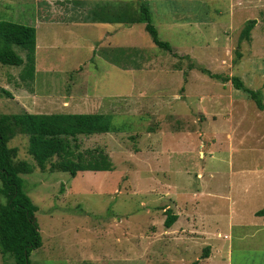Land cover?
Instances as JSON below:
<instances>
[{
    "label": "rangeland",
    "instance_id": "374dc122",
    "mask_svg": "<svg viewBox=\"0 0 264 264\" xmlns=\"http://www.w3.org/2000/svg\"><path fill=\"white\" fill-rule=\"evenodd\" d=\"M148 2L172 52L146 31L111 38L101 52V40H83L78 26L52 33L41 22L50 0H0V20L36 30L32 79L21 76L24 64H0V113L97 112L120 129L77 136L78 150H102L112 169L75 176L50 171L49 162L40 170L27 135L8 142L16 161L34 166L20 175L42 239L30 264H264V228L238 227L245 237L226 238L231 210L248 220L261 203L248 200L242 179L260 177L250 192L261 187L264 195V110L230 81L200 71L237 75L264 101V0ZM123 4L135 18L133 3ZM69 13L82 16L76 5ZM249 19L250 39L240 40ZM167 208L177 215L169 228Z\"/></svg>",
    "mask_w": 264,
    "mask_h": 264
},
{
    "label": "trees",
    "instance_id": "16d2710c",
    "mask_svg": "<svg viewBox=\"0 0 264 264\" xmlns=\"http://www.w3.org/2000/svg\"><path fill=\"white\" fill-rule=\"evenodd\" d=\"M136 17L131 22L144 23L145 31L158 47L172 52L167 41L160 40L152 23V13L148 0H136ZM107 13V12H106ZM124 18L128 16L122 8ZM128 21V20H127ZM256 23L249 19L240 31V40H249L250 32ZM25 51V59L13 48ZM36 30L31 25L0 20V64L23 65L21 76L32 79L35 70ZM240 57V52H236ZM174 55H176L174 53ZM202 73L212 78L230 81L233 88L242 91L252 100L259 110H264V101L259 90L244 85L237 75L221 76L200 68ZM112 125L110 116L103 113H0V254L1 264H8L7 256L13 259L11 264H30L31 252L42 245L39 226L35 217L37 206L23 190L20 177L33 171L34 166L26 160L16 161L15 147L8 142L16 134L28 137L27 152L40 170H45L49 162L50 171H64L75 176L80 171H107L112 169L109 157L100 149L78 150L77 136L98 133L118 132ZM56 160L52 161V158ZM163 225L166 228L176 221L177 215L166 209ZM256 215L264 217V208ZM209 246H205L201 258L209 256ZM199 260L190 264H198Z\"/></svg>",
    "mask_w": 264,
    "mask_h": 264
},
{
    "label": "crops",
    "instance_id": "0c3cea01",
    "mask_svg": "<svg viewBox=\"0 0 264 264\" xmlns=\"http://www.w3.org/2000/svg\"><path fill=\"white\" fill-rule=\"evenodd\" d=\"M50 1L51 3H48L49 11H47L46 14L45 13L42 14V17L40 18L41 22L48 24L47 26H49V28L53 30L52 33H55L57 28L56 25H58V27L61 28L62 32H66L67 34L72 30V27L78 26L79 32L77 34L80 35V37L83 40L89 41L97 38H98L97 42L101 40V43L99 45L101 52H103L102 47H105V50H107L108 47L112 46L111 38L117 36L123 37L124 35L127 37L131 34H138V33L141 35L143 34V31H145L144 23L131 22L129 21L130 18L128 17L124 18L122 15V8L124 5L123 3L125 2L128 3L129 1L133 3L132 9H134V13H135V10H137L136 0H50ZM75 5L78 7V10L82 15L80 16L79 19L75 18L72 13H69V15H67V9L72 10L74 9ZM92 31L94 34H90ZM42 41L41 43H44ZM96 43L95 44L92 43V46H96ZM44 44L46 45L47 43ZM129 44L132 45L134 44L136 45L134 47L141 48L140 46L137 45L135 41H131L130 43H127V45ZM146 62H148V60H146ZM108 63H110L114 67L116 66V64L113 62H108ZM263 129H264V125L260 127L259 132L261 134H264ZM260 148L262 147L260 146ZM255 179H260V177L259 178L258 176L246 177L242 179V183L245 185L244 191L246 190L248 200L249 201L258 200L261 203L258 207H251V209H249L248 212L250 214V217L248 220H245L244 218L240 217V213H237L239 209L231 210L232 212L231 215L228 216V222H227L228 233L226 238L228 239H230V237L232 238L245 237V234H239V232L236 231L238 230V227L257 228L256 231H258L261 228H264V217L255 214L257 210L264 208L263 188L260 187V189L254 193L250 192V186L253 184ZM255 183H258V180ZM218 239L215 243H217L216 247L217 250L219 251L218 248H220L221 245L218 244L219 242ZM226 248H228V257H229L228 243H226ZM212 251H213V246H212ZM224 257L225 256H222V259H224ZM227 264H229V262H227Z\"/></svg>",
    "mask_w": 264,
    "mask_h": 264
}]
</instances>
